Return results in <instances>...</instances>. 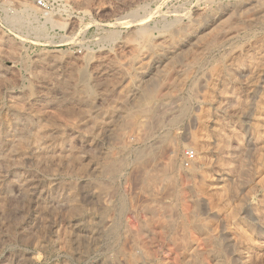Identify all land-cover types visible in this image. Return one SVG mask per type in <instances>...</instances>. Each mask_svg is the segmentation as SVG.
Here are the masks:
<instances>
[{
  "label": "rangeland",
  "instance_id": "374dc122",
  "mask_svg": "<svg viewBox=\"0 0 264 264\" xmlns=\"http://www.w3.org/2000/svg\"><path fill=\"white\" fill-rule=\"evenodd\" d=\"M261 3L0 0V264H264Z\"/></svg>",
  "mask_w": 264,
  "mask_h": 264
},
{
  "label": "bare ground",
  "instance_id": "6f19581e",
  "mask_svg": "<svg viewBox=\"0 0 264 264\" xmlns=\"http://www.w3.org/2000/svg\"><path fill=\"white\" fill-rule=\"evenodd\" d=\"M254 11H255L254 13H257V12H258V13H261V14L264 15V3H263V4L261 3L260 6H256V8H255ZM259 15H260V14H259ZM256 17H257V16H256ZM256 17H255V18H256ZM258 17H259V16H258ZM260 18H261V17H260ZM262 18H263V17H262ZM262 18H261V19H262ZM258 19H259V18H258ZM235 20H236V19H235ZM263 20H264V19H263ZM236 21H237V20H236ZM224 23H225V22H224ZM232 23L234 24V18H233V17H231L230 19H228V23L226 22L224 25H222L221 28H222V29H223V28L226 29V30L223 32V33H225V35H226V34H229V33L231 32V30L234 29ZM225 25H227V27H223V26H225ZM235 27H238V26H235ZM221 28H220V29H221ZM222 29H221V30H222ZM235 29H236V28H235ZM232 33H233V32H232ZM167 67H168V66H167ZM163 69H165V68H163ZM163 69H162V71H163ZM161 78H162V77H161ZM152 92H153V94H154V91H151L150 95H152ZM159 94H160V93H159ZM148 95H149V94H148ZM150 98H152V97H150ZM152 157H153V156H152ZM141 158H142V156H141ZM148 162H149V161H148ZM112 163H113V162H112ZM113 164H114V163H113ZM112 166H113V165H109L108 169L112 168ZM104 168H105V167H104ZM113 168H114V166H113ZM113 168H112V169H113ZM106 169H107V168H106ZM115 170H116V169H115ZM115 170H114V171H115ZM162 170H163V169H162ZM162 170H160V171H162ZM164 170H165V169H164ZM104 171H105V170H104ZM111 171H112V170H111ZM107 172H108V171H107ZM107 172H106V173H107ZM112 173H113V172H112ZM112 173H111V174H112ZM158 173H159V172H158ZM101 174H102V173H101ZM114 174H115V173H114ZM159 174H160V173H159ZM151 175H152V174H151ZM155 176H156V177H155ZM155 176H154V178H153L152 176H148L147 178H149L150 180L146 179V177H145V180H146L145 182L149 184V182H152V183H153V180H161L162 183H163V182H166V183H167L168 180L170 179V178H169L170 176L168 177L166 174H162V172H161V175H158V176L155 175ZM150 177H152V178H150ZM147 180H148L149 182H148ZM169 181H171V179H170ZM102 182H103V181H102ZM145 182H144V183H145ZM159 182H160V181H159ZM169 183H170V182H169ZM148 184H145L146 187H147ZM154 184H155V183H154ZM154 184H153V185H154ZM149 185H150V184H149ZM148 187H149V186H148ZM166 187H167V186H166ZM166 187H165V188H166ZM165 188H164V189H165ZM149 189H150V188H149ZM147 190H148V189H147ZM33 191H34V190H33ZM160 191H161V190H160ZM102 192H103V190H102ZM164 192H165V191H164ZM167 194H168V193H167ZM169 194H171V193H169ZM73 195H74V194H73ZM100 195H101V194H100ZM100 195H99V197H100ZM164 195H165V194H164ZM167 196H168V195H167ZM167 196H166V197H167ZM175 196H176V195H175ZM99 197H98V198H99ZM162 197H163V196H162ZM166 197H164V200L168 199V198H166ZM101 198H102V197H101ZM101 198H100V199H101ZM165 198H166V199H165ZM68 200H69V199H68ZM164 200H163V201H164ZM70 201L72 202L73 200L70 199ZM160 201H161V200H160ZM153 203H154V202H153ZM70 204H71V203H70ZM75 204H76V203H75ZM157 205H158V204H157ZM157 205H156V206H157ZM166 205H167V204H166ZM27 206H28V205H27ZM72 206H73V205H72ZM74 206H75V205H74ZM74 206H73L72 208L70 207V208H71V209L69 210L70 213H69L68 211H67V212H68V215L70 214L71 216H74V217H75V215L78 213V209H77V206H76V207H74ZM158 206H159V205H158ZM163 206H164V205H163ZM43 208H44V207H43ZM165 208H166V207H165ZM165 208H164V210H165ZM172 208H173V207H172ZM159 209H160V206H159ZM162 209H163V208H162ZM162 209H161V210H162ZM167 210H168V209H167ZM174 210H175V209H174ZM48 211H49V210H48ZM80 211H81V210H80ZM59 212H60V211H59ZM82 212H83V211H82ZM52 213H53V212H52ZM64 213H65V212H64ZM80 214H81V213H80ZM42 215H43V214H42ZM52 215H53V214H52ZM66 215H67V214H66ZM77 215H78V214H77ZM101 216H103V215H101ZM43 217H44V216H43ZM79 217H80V216H79ZM40 218H41V217H40ZM53 218H54V217H53ZM67 218H68V217H67ZM70 218H71V217H70ZM101 218H102V217H101ZM103 220H104V219H103ZM51 221H52V220H51ZM119 222H120V221H119ZM119 222H118V223H119ZM39 224H40V223H39ZM181 224H182V223H181ZM115 225H118V224H115ZM37 227H38V226H37ZM42 228H44V227H42ZM36 231H37V230H36ZM39 231H40V229H39ZM45 231H46V230H45ZM84 231H86V230H84ZM84 231H83V232H84ZM42 232H43V231H42ZM46 232H47V231H46ZM70 233H71V232H70ZM85 233H86V232H85ZM108 233H109V232H108ZM34 234H35V233H34ZM43 234H44V233H43ZM29 235H30V234H29ZM36 235H37V234H36ZM36 235H35V236H36ZM40 235H42V234L40 233ZM40 235L38 234V237H39ZM67 236H68V235H67ZM75 236H77V235L75 234ZM83 236L86 238L85 234H84ZM83 236H82V237H83ZM23 237H26V236H23ZM38 237H37V238H38ZM43 237H44V236H42V238H43ZM103 237H104V236L101 237V234H99V235H97V237L95 236L96 239H95L94 241H96V240L98 241L100 238H103ZM33 238H34V237H33ZM64 238H66V239H64ZM64 238H63V239H64L65 244L67 245L68 249H71L72 246H73V239H72L70 236H69V237H64ZM91 238H92V237H91ZM91 238H89V239H91ZM92 239H93V238H92ZM33 241H34V240H33ZM37 241H38V240H37ZM64 241H63V242H64ZM80 241H82V245H84V246L86 247V249H87V248H88L87 243H84L83 240H80ZM80 241H78V242H80ZM86 242H87V241H86ZM183 244H184V243H183ZM78 246H79V244H78ZM184 246H185V245H184ZM78 248H79V247H78ZM120 248H122V247H120ZM113 249H114V248H113ZM119 251H120V249H119ZM121 251H123V250H121ZM148 253H149V252H148ZM148 253L146 252L147 256H149ZM115 254H116L115 251H113V252L110 251V255H108V256H109V259H110V261H111L110 264H114L113 259L115 258ZM132 254H133V255H131V253H130V255H131L130 257L127 256L126 264H136V262H137V257L134 255V253H132ZM116 255H117V254H116ZM127 255H128V254H127ZM149 257L152 258L151 256H149ZM149 257H147V259H149ZM114 260H116V259H114ZM115 263H116V262H115Z\"/></svg>",
  "mask_w": 264,
  "mask_h": 264
},
{
  "label": "built area",
  "instance_id": "2783aa9c",
  "mask_svg": "<svg viewBox=\"0 0 264 264\" xmlns=\"http://www.w3.org/2000/svg\"><path fill=\"white\" fill-rule=\"evenodd\" d=\"M38 4H41V2H38Z\"/></svg>",
  "mask_w": 264,
  "mask_h": 264
}]
</instances>
